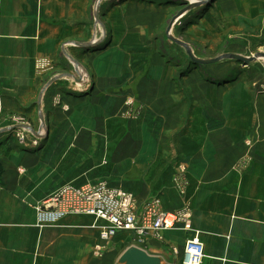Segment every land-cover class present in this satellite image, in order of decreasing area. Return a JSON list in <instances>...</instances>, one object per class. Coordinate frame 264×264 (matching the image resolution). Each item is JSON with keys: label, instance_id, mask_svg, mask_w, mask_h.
<instances>
[{"label": "crops", "instance_id": "crops-1", "mask_svg": "<svg viewBox=\"0 0 264 264\" xmlns=\"http://www.w3.org/2000/svg\"><path fill=\"white\" fill-rule=\"evenodd\" d=\"M92 1L0 0V264H99L105 254L94 255L97 244H105V252L119 243L129 246L131 240L132 244V233L125 239L117 235L103 241L98 225L105 222L87 214H69L53 226L38 225L36 206L62 185L82 187L102 181L126 188L140 203L159 197L166 211L190 208L192 229L179 223L163 231V239L150 234V247H144L150 253L183 264L187 241L198 233L205 246L203 264H264L263 128L248 139L247 130L224 127L210 133L201 145L195 140L180 149L171 145L175 157L154 165L155 147L150 144L137 153L131 149L124 160L117 152L106 165H73L71 151L83 159L91 140L94 147L95 139L89 136L99 131L93 128L69 129L67 135L75 139L61 140L64 145L73 143L59 156L51 153L57 128L42 148L27 149L13 137L3 140L15 116L39 106L41 83L51 69L39 71L38 61L55 66L65 43H77L80 49L88 44ZM76 45L75 52L80 50ZM104 84L98 83L92 99L73 110H97L104 119ZM163 100V109L173 103L170 98L158 102ZM180 158L186 163L187 195L176 184ZM90 219L94 222L88 225Z\"/></svg>", "mask_w": 264, "mask_h": 264}, {"label": "rangeland", "instance_id": "rangeland-1", "mask_svg": "<svg viewBox=\"0 0 264 264\" xmlns=\"http://www.w3.org/2000/svg\"><path fill=\"white\" fill-rule=\"evenodd\" d=\"M195 1L200 4L189 6ZM86 41L81 49L77 43H65L57 64L39 70L51 69L41 83L39 106L17 115L18 122L13 118L14 126H27L11 127L3 140L13 137L27 149L42 148L57 128L51 153L59 156L73 143L61 140L75 139L67 135L69 129L93 128L99 131L89 136L95 139L94 147L91 140L83 159L71 151L73 165H106L117 152L124 160L131 149L140 152L144 144L155 147L154 165L175 157L171 145L180 149L192 140L201 145L224 127L247 130L248 139L264 129V57L202 64L193 61L181 43L205 60L229 53L258 56L264 52V0H93ZM75 45L80 50L75 52ZM98 83H106L104 119L97 110L76 112L80 102L92 99ZM160 98L173 103L163 109L165 100L159 103ZM184 160L177 165L181 170ZM118 236L125 239L131 233ZM142 245L150 247L147 241ZM129 246L119 243L104 252L99 264H116Z\"/></svg>", "mask_w": 264, "mask_h": 264}, {"label": "built area", "instance_id": "built-area-1", "mask_svg": "<svg viewBox=\"0 0 264 264\" xmlns=\"http://www.w3.org/2000/svg\"><path fill=\"white\" fill-rule=\"evenodd\" d=\"M49 63L41 59L38 61V68L45 69ZM20 119V116L14 117L17 122ZM16 125L23 129L26 124ZM185 173L183 168L176 179L177 188L182 195L188 194ZM36 210L37 222L41 227L57 225L69 214H87L95 217L96 221L105 222L98 225L103 241H109L119 233L127 231L134 235L132 244L139 246L148 240L150 234L163 239V231L174 229L179 223H183L185 229H192V212L188 206L180 210L166 211L158 197L139 205L134 193L112 187L105 181L83 187L71 183L64 184L39 203ZM105 250V244H97L94 255L100 257ZM205 257L204 243L196 233L187 241L183 264H203Z\"/></svg>", "mask_w": 264, "mask_h": 264}, {"label": "water", "instance_id": "water-1", "mask_svg": "<svg viewBox=\"0 0 264 264\" xmlns=\"http://www.w3.org/2000/svg\"><path fill=\"white\" fill-rule=\"evenodd\" d=\"M200 4V1H195L189 4V6H196ZM182 12L180 13V15ZM182 45L187 49L190 57L192 58L193 61L197 63H202V64H213L216 63L222 59L225 58H235L238 60H249L253 61L256 60L258 57L262 56L264 57V52H261L258 54V56L253 57V58H245L241 55L237 54H224L220 57L214 58V59H200L195 56L194 52L192 51L191 47L184 42H181ZM19 127V126H12V128ZM116 264H174L170 261H168L164 256L160 254H153L150 253L147 249L144 247H141L136 244H131L129 247H127L122 254L118 257Z\"/></svg>", "mask_w": 264, "mask_h": 264}, {"label": "bare ground", "instance_id": "bare-ground-1", "mask_svg": "<svg viewBox=\"0 0 264 264\" xmlns=\"http://www.w3.org/2000/svg\"><path fill=\"white\" fill-rule=\"evenodd\" d=\"M81 82H83V81H81ZM29 131H30L31 133L38 134V133H36V132L31 131L30 129H29ZM42 133H43V131H42ZM43 134H44V133H43ZM43 134H42V135H43Z\"/></svg>", "mask_w": 264, "mask_h": 264}]
</instances>
